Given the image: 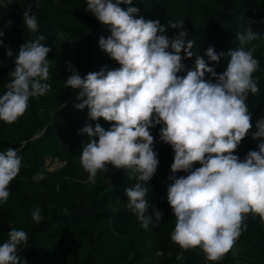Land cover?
I'll return each instance as SVG.
<instances>
[{"label": "clouds", "instance_id": "1", "mask_svg": "<svg viewBox=\"0 0 264 264\" xmlns=\"http://www.w3.org/2000/svg\"><path fill=\"white\" fill-rule=\"evenodd\" d=\"M11 3L13 0H0V6ZM85 4L86 10L110 29L107 38H99V47L120 65L82 77L68 64L71 75L64 79V86L78 89V98H83L76 107L87 106L92 121L103 117L114 122L107 130L99 122L79 129L81 135L87 133L79 157L88 174L85 182L94 184L98 171H107L109 164L129 170L137 181L125 189L129 210L145 229L153 223V215L159 222L161 211L155 206L152 214L146 215V193L159 163L156 140L150 132L160 125L159 140L171 145L174 153L168 176L172 183L167 186V201L175 215L170 239L183 250L199 246L209 261L223 259L246 229L243 221L247 214H258L264 221V115L255 121L256 131L252 132L253 139H258L257 149H250L243 159L235 153L253 127V113L246 101L249 94L260 92L258 78L253 75L260 62L254 50L244 45L259 34L248 27L236 33L240 46L235 50L206 49L208 61L219 62L225 55L229 58L223 71L217 73L215 64L197 55L195 67L181 76L177 73L185 67L182 59L193 56L194 44L187 39L183 21L171 25L180 31L170 38L159 19L136 15L140 9L133 0H85ZM31 10L29 4L22 13L23 23L35 38L20 46L15 66L8 73L11 79L0 93V121L7 124L24 115L30 98L51 90V48L44 43L46 37L38 34L40 25ZM4 35L0 30V37ZM6 55H14L11 48L6 49ZM205 73H210L208 79ZM194 162L200 166L194 167ZM20 169L16 148L0 150V205L7 203L10 182ZM179 172L187 175H177ZM43 178V173L33 177L37 182ZM31 216L37 222L43 219L38 206ZM27 240L24 229L12 227L0 243V264H26L18 252ZM176 259L182 261L184 253L178 252Z\"/></svg>", "mask_w": 264, "mask_h": 264}, {"label": "trees", "instance_id": "2", "mask_svg": "<svg viewBox=\"0 0 264 264\" xmlns=\"http://www.w3.org/2000/svg\"><path fill=\"white\" fill-rule=\"evenodd\" d=\"M29 4H32L31 14L36 15L40 25L38 34L46 37L44 43L51 48L48 53L51 90L44 96L30 98L28 109L16 122L0 121V150L14 147L21 158L20 172L9 185L7 203L0 205L5 211L0 219V243L7 239L12 227L24 229L28 240L18 255L26 264H108L105 252L109 249L125 250L130 261L124 264H133L138 259H145L140 264H238L242 261L264 264V221L258 214H247L243 221L246 229L242 230L234 249L219 261L207 260L199 246L183 250L170 239L175 215L167 201V186L172 183L168 176L174 153L171 145L159 140L160 125L150 132L156 140L154 149L159 163L146 193L149 200L146 215L152 214L155 206L161 211L159 222L153 215V223L145 229L129 210L125 189L137 182L128 174L129 170L109 164L106 178L101 182H83L87 177L79 157L87 133L81 135L79 129L99 122L107 130L114 122L103 117L92 121L87 106L76 107L83 98H78V89L64 86V79L71 75L68 64H73L82 77L101 68L111 70L120 66L99 47V38H107L110 29L86 10L85 0H13L8 7L0 6V30L5 32L0 37L4 42L0 44V93L6 90L5 85L11 79L8 73L15 66L20 46L35 38L23 23L22 13ZM133 5L140 9L137 16L159 19L170 38L180 31L171 25L183 21L187 39L194 44L193 56L182 59L185 67L177 73L181 76L195 67L197 55L203 56L210 65L215 64L217 73L223 71L229 58L225 55L219 62L208 61L206 49L214 46L217 52L225 53L235 50L240 46L236 33L247 31L248 27L259 34L244 45L245 49L254 50L253 55L260 62L253 74L258 78L260 92L249 94L246 101L253 113L250 121L253 127L235 153L243 159L250 149H257L258 139H253L252 132L256 131L255 121L264 115V0H133ZM8 48L14 53L12 57L6 55ZM181 55L184 56L183 50ZM209 77L210 73H205V79ZM49 157L64 164L57 170H48L44 164ZM198 166L199 162H194V167ZM37 173L44 174L39 182L33 179ZM75 179L82 183L68 185ZM62 194L69 207L62 202ZM37 206L43 217L39 222L31 216ZM178 252L184 253L182 261L176 259ZM117 263L118 259L109 264Z\"/></svg>", "mask_w": 264, "mask_h": 264}, {"label": "rangeland", "instance_id": "3", "mask_svg": "<svg viewBox=\"0 0 264 264\" xmlns=\"http://www.w3.org/2000/svg\"><path fill=\"white\" fill-rule=\"evenodd\" d=\"M64 164L63 161H60L59 159H51V158H48L46 161H45V168H47L48 170H57L60 166H62ZM87 172L85 173L84 176L87 177ZM68 177L70 178L71 180V175H68ZM101 177V179H100ZM104 178H106L105 176V170H101L100 173L98 174L97 173V177H96V182L94 184H96L97 182H101ZM86 181V180H85ZM83 181V182H85ZM81 184L82 181L80 179H75L74 181L72 182H68V185L70 184ZM86 183V182H85ZM87 184V183H86ZM67 185V186H68ZM75 198V197H74ZM61 199H63L62 202H64L68 207L69 205L66 203L65 201V197H64V194L61 195ZM75 200V199H74ZM5 215V211L4 210H1L0 209V219ZM103 244H106L105 242H103ZM104 254V253H103ZM106 254V262L109 264V263H112L113 261H115L116 259H118V263L117 264H124L126 262H129L130 261V255L125 251V250H111L109 249V251H106L105 252ZM145 259H138V260H134L133 261V264H140L142 262H144Z\"/></svg>", "mask_w": 264, "mask_h": 264}, {"label": "built area", "instance_id": "4", "mask_svg": "<svg viewBox=\"0 0 264 264\" xmlns=\"http://www.w3.org/2000/svg\"><path fill=\"white\" fill-rule=\"evenodd\" d=\"M50 158V157H49ZM48 159V158H47ZM46 159V160H47ZM238 264H252L250 261H242V262H238Z\"/></svg>", "mask_w": 264, "mask_h": 264}]
</instances>
